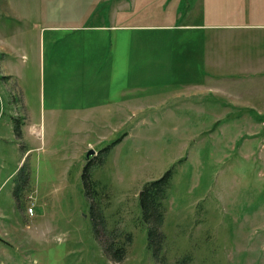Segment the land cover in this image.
Here are the masks:
<instances>
[{
	"label": "rangeland",
	"instance_id": "rangeland-1",
	"mask_svg": "<svg viewBox=\"0 0 264 264\" xmlns=\"http://www.w3.org/2000/svg\"><path fill=\"white\" fill-rule=\"evenodd\" d=\"M59 1L53 21L77 27L39 42L36 60L12 39L0 51V264H160L139 195L169 169L161 264H264V130L242 141L232 106L215 124L196 71L160 45L177 31L128 18L133 7L115 19V0H84L77 16ZM98 232L132 235L121 261Z\"/></svg>",
	"mask_w": 264,
	"mask_h": 264
},
{
	"label": "crops",
	"instance_id": "crops-1",
	"mask_svg": "<svg viewBox=\"0 0 264 264\" xmlns=\"http://www.w3.org/2000/svg\"><path fill=\"white\" fill-rule=\"evenodd\" d=\"M83 2L57 3L77 16ZM54 3L55 0H0V15L6 14L14 20V24L7 25L5 21L0 24V51L9 49L12 39V51L17 43L36 60L39 42L48 44L55 40L59 30L77 27V24L58 25L57 19L53 21L50 8ZM129 7L133 10L128 18L151 22L142 25L160 24L168 27L165 30L177 31L175 35L164 34L166 39L158 34L160 45L171 41L176 67L179 61L181 69L187 65L196 71L191 74L195 77L191 82L198 80L201 88L193 93L211 96L210 109L219 111L214 116L215 124L228 117L229 113L222 114V110L232 106L243 111L235 114L232 121L248 128L247 132L244 128L240 130L238 137L242 141L261 134L264 130V0H115L111 7L115 19L128 13ZM159 63L158 69L163 72V58ZM214 101L222 105L214 106ZM252 109L258 110V118L245 117L244 111Z\"/></svg>",
	"mask_w": 264,
	"mask_h": 264
},
{
	"label": "trees",
	"instance_id": "trees-1",
	"mask_svg": "<svg viewBox=\"0 0 264 264\" xmlns=\"http://www.w3.org/2000/svg\"><path fill=\"white\" fill-rule=\"evenodd\" d=\"M171 176L172 171L169 169L159 178L145 182L139 195V205L143 219L148 224L149 244L152 245L154 258L160 264L162 259L157 256V250L160 248L164 237L160 227L164 219V202L167 197ZM83 177L84 179L87 177L88 180L86 171H84ZM92 191L85 183V195L91 198ZM98 237L100 241L104 239V252L114 261H121L125 257L127 245L132 241L130 233H124L123 239H118L115 235H111L109 242V237H105L103 232H98ZM189 261L190 257L186 255L178 257L173 264H190Z\"/></svg>",
	"mask_w": 264,
	"mask_h": 264
},
{
	"label": "water",
	"instance_id": "water-1",
	"mask_svg": "<svg viewBox=\"0 0 264 264\" xmlns=\"http://www.w3.org/2000/svg\"><path fill=\"white\" fill-rule=\"evenodd\" d=\"M90 153H93V151L89 150L88 153L86 154V156H89Z\"/></svg>",
	"mask_w": 264,
	"mask_h": 264
},
{
	"label": "built area",
	"instance_id": "built-area-1",
	"mask_svg": "<svg viewBox=\"0 0 264 264\" xmlns=\"http://www.w3.org/2000/svg\"><path fill=\"white\" fill-rule=\"evenodd\" d=\"M28 211L31 212V211H32V207H29V208H28Z\"/></svg>",
	"mask_w": 264,
	"mask_h": 264
}]
</instances>
